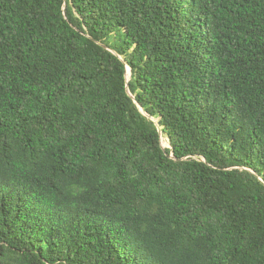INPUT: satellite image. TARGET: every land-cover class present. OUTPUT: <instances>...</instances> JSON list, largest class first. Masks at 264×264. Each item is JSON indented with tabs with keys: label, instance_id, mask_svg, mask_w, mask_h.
Wrapping results in <instances>:
<instances>
[{
	"label": "trees",
	"instance_id": "1",
	"mask_svg": "<svg viewBox=\"0 0 264 264\" xmlns=\"http://www.w3.org/2000/svg\"><path fill=\"white\" fill-rule=\"evenodd\" d=\"M0 264H264V0H0Z\"/></svg>",
	"mask_w": 264,
	"mask_h": 264
},
{
	"label": "rangeland",
	"instance_id": "2",
	"mask_svg": "<svg viewBox=\"0 0 264 264\" xmlns=\"http://www.w3.org/2000/svg\"><path fill=\"white\" fill-rule=\"evenodd\" d=\"M130 75H131V71H130ZM129 78H130V76H129ZM162 141H163L164 146H166V147L170 146L169 145V140H168V138L166 136H163Z\"/></svg>",
	"mask_w": 264,
	"mask_h": 264
},
{
	"label": "water",
	"instance_id": "3",
	"mask_svg": "<svg viewBox=\"0 0 264 264\" xmlns=\"http://www.w3.org/2000/svg\"><path fill=\"white\" fill-rule=\"evenodd\" d=\"M127 68H128V70L130 69V67H129V66H128ZM130 71H131V69H130ZM161 133H162V130H161Z\"/></svg>",
	"mask_w": 264,
	"mask_h": 264
}]
</instances>
